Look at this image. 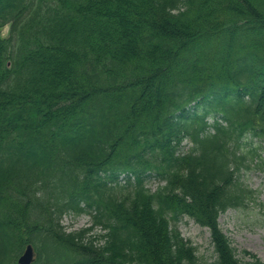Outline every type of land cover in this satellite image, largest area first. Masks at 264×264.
Wrapping results in <instances>:
<instances>
[{"label": "trees", "instance_id": "trees-1", "mask_svg": "<svg viewBox=\"0 0 264 264\" xmlns=\"http://www.w3.org/2000/svg\"><path fill=\"white\" fill-rule=\"evenodd\" d=\"M263 155L264 0H0V264H264L217 220Z\"/></svg>", "mask_w": 264, "mask_h": 264}, {"label": "rangeland", "instance_id": "rangeland-1", "mask_svg": "<svg viewBox=\"0 0 264 264\" xmlns=\"http://www.w3.org/2000/svg\"><path fill=\"white\" fill-rule=\"evenodd\" d=\"M6 34V29L3 35ZM188 139H185L179 152L185 153L191 147ZM248 146L244 147L247 150ZM261 167H252L242 170L239 181L242 185L252 191L244 206L229 208L218 216V225L221 231L227 236L230 245L235 249L238 259L250 261L251 255L256 256L264 262V155ZM163 185L160 180H149L146 187L150 192ZM60 224L67 232H77L91 226L89 215H73L72 213L63 216ZM177 228L184 238L196 248V255L199 262L212 261L215 259L213 247L210 242V234L207 228L195 223L193 219L183 216L177 224ZM100 232L97 227L90 235L96 236ZM243 251L248 254L242 253Z\"/></svg>", "mask_w": 264, "mask_h": 264}, {"label": "water", "instance_id": "water-1", "mask_svg": "<svg viewBox=\"0 0 264 264\" xmlns=\"http://www.w3.org/2000/svg\"><path fill=\"white\" fill-rule=\"evenodd\" d=\"M35 259V254L30 244L25 246L23 253L18 257L17 264H31Z\"/></svg>", "mask_w": 264, "mask_h": 264}, {"label": "bare ground", "instance_id": "bare-ground-1", "mask_svg": "<svg viewBox=\"0 0 264 264\" xmlns=\"http://www.w3.org/2000/svg\"><path fill=\"white\" fill-rule=\"evenodd\" d=\"M9 27V26H8Z\"/></svg>", "mask_w": 264, "mask_h": 264}]
</instances>
